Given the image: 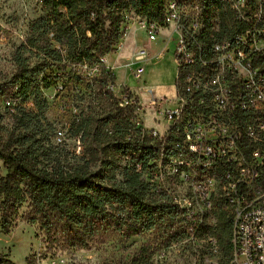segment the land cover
Here are the masks:
<instances>
[{"label":"trees","instance_id":"1","mask_svg":"<svg viewBox=\"0 0 264 264\" xmlns=\"http://www.w3.org/2000/svg\"><path fill=\"white\" fill-rule=\"evenodd\" d=\"M171 1L40 0L43 13L30 24L32 32L41 33L40 38L32 36L27 42L43 54V62L31 68L26 57L20 53L15 55L17 69L9 79L16 87L13 98L19 100L12 106L16 112H10L14 128L2 138L1 131L5 129L0 124V160L6 169L0 177V229L3 233L10 232L25 199L41 217V228L45 231L52 228L55 215L71 232L89 233L113 225L130 237L157 227L168 216L181 214L176 205L158 202L151 193L150 184L141 178L149 162L155 161L160 153L152 145V139L142 134L119 110L95 122L92 115L75 122L73 131L79 136L85 154L77 163L63 162L58 149L45 143L44 104L37 83V76L53 63L60 65L62 71L69 67V74L81 70L84 65L99 63L102 57L113 52L120 40L127 11L157 25L166 24ZM178 1L190 4V0ZM199 1L204 33L213 31L210 19L217 11L219 29L214 32L215 36L219 39L231 37L234 25L226 4L221 0ZM49 33L59 49L47 38ZM29 97H33L37 111L26 109ZM2 116L0 104V121ZM110 123L111 130L104 133V126ZM17 129L20 130L16 132ZM128 153H134L135 160L122 169L123 180L116 183L119 155ZM124 206H127L126 218L115 220L112 211ZM212 216L213 222L203 226L199 237L215 238L217 254L226 263L231 251V214L219 197L214 198ZM0 264L17 263L2 254ZM25 264L35 263L28 257ZM131 264H152L149 244L140 247Z\"/></svg>","mask_w":264,"mask_h":264},{"label":"rangeland","instance_id":"2","mask_svg":"<svg viewBox=\"0 0 264 264\" xmlns=\"http://www.w3.org/2000/svg\"><path fill=\"white\" fill-rule=\"evenodd\" d=\"M189 3L192 7L202 4L199 0ZM42 13L40 0H0V104L3 111L0 124L5 129L1 131L2 138L14 128L10 112H16L12 106L19 101L13 98L16 87L9 82L17 69L15 55L20 53L26 57L31 68L43 62V54L27 42L32 36L40 38L41 33L32 32L30 24ZM124 18L115 50L102 57L99 63L84 65L81 70L69 74V67L62 71L60 65L53 63L37 76L44 104L45 143L54 145L67 164L79 162L85 154L79 136L73 131L75 122L83 116L92 115L95 122L119 110L142 134L150 129L163 134L167 127L165 108L175 105L174 97L180 92L173 58L177 34L172 32V23H162L157 25L156 39L150 41L140 26L139 20L144 18L131 10ZM210 20L212 28H216L217 11L212 13ZM47 38L55 48H60L53 42L51 33ZM140 48L145 49L146 56L138 61L135 55ZM137 66L143 68L139 75L134 73ZM25 106L27 110L37 111L33 97L28 98ZM111 125H105L103 132L108 133ZM133 155H119L116 183L123 180L122 169L134 162ZM5 171L0 160V177ZM170 172L169 162L161 156L150 161L142 172L141 178L150 184L151 193L158 202L173 204L174 198H180L187 191L186 183ZM126 213L127 206L112 211L115 220H124ZM143 244L150 246L152 264H225L222 256L210 252L205 242H193L188 238L178 212L166 217L157 227L130 237L113 225L89 233L71 232L55 215L52 228L45 231L41 228V217L25 199L10 232L3 233L0 229V255H7L17 264H25L28 257L35 264H131Z\"/></svg>","mask_w":264,"mask_h":264},{"label":"built area","instance_id":"3","mask_svg":"<svg viewBox=\"0 0 264 264\" xmlns=\"http://www.w3.org/2000/svg\"><path fill=\"white\" fill-rule=\"evenodd\" d=\"M221 1L234 25L231 37L222 39L214 34L219 23L204 33L201 8L169 3L166 22L177 34L173 58L180 92L175 105L165 108V132L150 129L146 135L155 139L171 175L186 183V193L173 204L188 238L217 253L216 239L199 234L214 220L219 197L231 214L225 264H264V0ZM139 22L148 40H155L157 24ZM145 56L140 48L135 59ZM142 71L137 66L134 73Z\"/></svg>","mask_w":264,"mask_h":264}]
</instances>
